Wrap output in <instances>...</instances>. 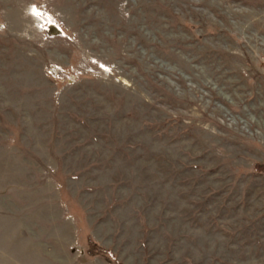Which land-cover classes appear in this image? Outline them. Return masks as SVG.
Instances as JSON below:
<instances>
[{
	"label": "rangeland",
	"instance_id": "rangeland-1",
	"mask_svg": "<svg viewBox=\"0 0 264 264\" xmlns=\"http://www.w3.org/2000/svg\"><path fill=\"white\" fill-rule=\"evenodd\" d=\"M264 0H0V264H264Z\"/></svg>",
	"mask_w": 264,
	"mask_h": 264
},
{
	"label": "trees",
	"instance_id": "trees-1",
	"mask_svg": "<svg viewBox=\"0 0 264 264\" xmlns=\"http://www.w3.org/2000/svg\"><path fill=\"white\" fill-rule=\"evenodd\" d=\"M256 169L259 170V171H263V170H264V164H262V165H257V166H256Z\"/></svg>",
	"mask_w": 264,
	"mask_h": 264
}]
</instances>
